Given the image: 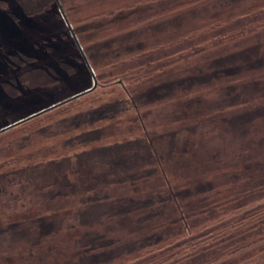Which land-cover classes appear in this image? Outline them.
Masks as SVG:
<instances>
[{"label": "rangeland", "instance_id": "rangeland-1", "mask_svg": "<svg viewBox=\"0 0 264 264\" xmlns=\"http://www.w3.org/2000/svg\"><path fill=\"white\" fill-rule=\"evenodd\" d=\"M0 5L9 4L0 0ZM15 5L18 12L0 16V130L15 124L0 132V264L68 260L72 222L90 197L85 184L90 177L104 180L108 174L106 186L140 196L150 176H131L127 162L145 152L149 137L180 130L186 120L200 118L204 107L217 115L228 104L264 103V69L255 72L256 61L264 58V0H17ZM63 5L66 10H57ZM220 47H229L223 54L229 58L249 54L254 65L240 81L256 80L225 96L198 99L208 80H192L187 72L197 61L216 57ZM169 76L183 81L166 94L149 92L139 106L131 101L133 90ZM196 131L205 133L196 143L199 160L190 159L194 146L176 141L179 148L166 156V166L176 178L191 174L209 187L205 167L226 171L243 161L245 141L233 129L217 135L198 125ZM252 135L264 154V126ZM147 166L144 170L152 168ZM129 171L128 181L114 184ZM99 185L105 190L104 182ZM39 215L54 222L44 232L29 220ZM157 219L155 214L152 220ZM96 223L98 232L121 236L116 238L148 232L155 224Z\"/></svg>", "mask_w": 264, "mask_h": 264}, {"label": "trees", "instance_id": "trees-1", "mask_svg": "<svg viewBox=\"0 0 264 264\" xmlns=\"http://www.w3.org/2000/svg\"><path fill=\"white\" fill-rule=\"evenodd\" d=\"M7 1L8 7L0 5V16L7 13L15 14L18 12L17 9H20L15 7L17 0ZM63 9L66 10L64 5L57 8ZM255 46H251L254 49L250 52L255 51ZM262 46L264 48V45ZM228 50L229 47H220L218 54L214 55L216 57L197 61L187 72L191 74L192 80H208L206 86L197 91L198 99L216 93L225 96L256 80L240 81L243 71L246 72V68L254 65L248 62L250 55L239 52L229 58L226 56ZM224 53L226 54L223 56ZM262 58V56L259 58L260 62ZM260 62L256 61L259 66L255 72L264 69V58L261 64ZM182 81L172 79L170 76L166 80L161 78L148 87L145 84L141 92L133 90L129 95L135 106H139L137 102H140L141 98H146V95L152 96L148 94L149 92L153 94L156 92L154 96L166 94ZM203 109L204 111L200 113L204 114L200 118L186 120L178 128L180 130L168 128L166 135L160 137L161 139L149 137L145 152L135 154L127 162L130 163L128 168L133 166L134 173L129 171L120 174L114 184L116 182L124 184L130 179L131 173V176L138 177L149 175L150 182L142 195L128 192L126 187L111 189L110 186H106V183L111 185L106 179L110 176L108 174L103 175L106 177L102 178L104 180L92 176L85 182L90 188L87 191L90 197L84 209L79 208L75 214L78 220L74 219L72 222L74 237L69 248L70 257L68 260L55 261L53 264L264 263V154L253 144L255 139L252 135V131L260 132L264 126V103H254L248 107L237 103L228 104L217 115H215L217 110L211 112L207 107ZM191 111H197V108H192ZM211 116L212 118H209ZM98 117L100 115H97ZM256 118L259 123H253ZM26 120L28 119L18 123ZM198 125L206 127V132H216L217 135L233 129L234 133L245 141L246 157L243 161L232 162L226 171H219L214 165L205 167L210 169L207 173L210 177L209 187L203 185L205 182L195 179V175V177L191 174L185 177L181 175L180 178H176L166 166V156H172L179 148L175 147L176 141H184L185 146H194L196 149L190 159L199 160L196 143L205 133L200 131L194 133ZM167 142H170L168 147ZM185 150L186 148L183 152ZM146 165L152 168L144 170ZM202 165L200 163L196 167L201 168ZM241 172H245L246 177L242 176ZM103 182L105 190L99 185ZM244 182L247 184L243 185ZM147 209L152 211L149 216H145ZM165 213H168L167 218L164 216ZM155 214L158 216L157 222L152 220ZM126 219H132V222L147 219L149 223H156L153 227L150 224L148 232L130 238H116L121 237L119 235L107 236L93 227L97 221L101 222L100 224H116ZM29 220L37 224L36 230L40 232L48 230L54 224L42 215ZM83 226H86V229Z\"/></svg>", "mask_w": 264, "mask_h": 264}, {"label": "water", "instance_id": "water-1", "mask_svg": "<svg viewBox=\"0 0 264 264\" xmlns=\"http://www.w3.org/2000/svg\"><path fill=\"white\" fill-rule=\"evenodd\" d=\"M96 85H97V80H95V83H94V87H96ZM93 89V88H92ZM88 91V90H87ZM77 95H79V94H77ZM70 98H68L67 100H69ZM56 105V104H55ZM55 105H53V106H51V107H54ZM50 107V108H51ZM35 114H33V115H31L30 117H32V116H34ZM30 117H27V118H23V119H21V120H19L18 122H20V121H22V120H25V119H29ZM14 124H10V125H8V126H6V127H3L1 130L2 131H4V130H7L9 127H11V126H13Z\"/></svg>", "mask_w": 264, "mask_h": 264}]
</instances>
